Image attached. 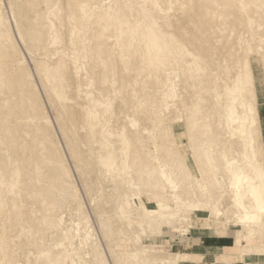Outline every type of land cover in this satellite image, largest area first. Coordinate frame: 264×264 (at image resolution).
Masks as SVG:
<instances>
[{"label": "bare ground", "instance_id": "6f19581e", "mask_svg": "<svg viewBox=\"0 0 264 264\" xmlns=\"http://www.w3.org/2000/svg\"><path fill=\"white\" fill-rule=\"evenodd\" d=\"M180 1L186 4L185 10L177 14L176 20H163L166 33L168 34H166V39H173L174 41L183 39L187 49L199 55L198 61L204 67V74L200 76L193 63L188 66L191 60L189 56L181 53L177 54L178 51L170 46V48L168 47V55H175V61L172 62L170 58H166L165 66L158 69L156 74L166 79V71H177L181 79L178 83L181 89L179 95L169 87L170 84L162 79L159 83V86H162L160 94L148 97L144 105L139 104L140 107L136 108L137 100H139L142 93L139 90V86L133 82V74L127 75L129 76L128 82L130 85L128 84L126 89H123L120 83L114 85V88L120 92L118 98L123 100L124 104L122 107L123 113L118 118L117 123L118 137L124 143L121 154H127L124 164L126 167L127 163H131L134 166L135 163L141 162L144 165L143 170L139 168L134 170L136 173L134 179L138 183H142V180H144L143 189L149 192L153 200H159L166 204L172 198L177 199L176 193H179V196L183 197V201L190 200L192 202L195 194L202 202L211 203V201L215 202L218 200L220 203L218 214L230 215V218L224 216L230 221L245 224L251 216H254L256 211H259V219L262 221L261 226L264 228V141L256 110V97L250 91L251 86L250 84L248 85L245 73L241 71L242 59L248 53L242 55L244 49H249L252 53L258 55L257 57L264 55V3L258 0ZM11 2L15 4L17 9L22 10L23 4L21 0H11ZM80 2L83 4L82 0ZM81 3L80 5L78 4V8L76 7L77 5L75 6V9H78L76 11L77 14L81 13L80 19L85 16ZM241 4L248 5V9L244 11L240 8ZM247 22L248 25H246ZM228 24L231 25V28L226 29V31L223 30ZM251 32H253V35H259L260 38L252 37L253 35H250ZM241 33L246 34L247 37L244 39L241 37ZM139 48H141V45L138 41L132 43V49L138 50ZM260 62L264 65V59ZM107 63L110 65V62ZM131 64L132 66L135 64L140 65L138 56L133 57ZM171 66H174V69ZM106 72L107 70L104 68H99L97 71L99 87H104L105 81L102 79L105 77ZM61 73L65 77L68 76L65 71H61ZM9 75L14 78L12 79V84L14 89L19 91L17 98L22 102L24 110L15 108L14 111L10 104H4L1 99V111L4 115L10 117L8 120L0 122V128L3 127L6 130L3 136V143L16 156L20 165L21 175L19 178L20 185L16 193H9L3 183L4 179H6L4 176L7 175L8 169L12 168V166L6 163L7 155L1 151V147L0 228L5 227L6 223L9 226V221L15 218V224L12 225L13 231L10 229L12 233L9 232V236L19 237L20 240L17 239L15 244L8 241L11 249L9 248L10 250L8 254H5L4 259H2L3 255L0 253V263L9 264L7 260L10 261L19 246H23L20 248L22 250L19 253L21 257L19 258V263L21 264H41L44 258L52 260L54 264H107L106 258H104L97 246L92 227L87 226L85 231H81V227L85 228V211L73 195L71 183H69L62 171V157L56 148V140L49 125L41 123L40 129L36 130L34 123L21 122L11 118L14 114L23 115L25 112L31 115H39V117L45 115L41 111L42 103L40 99L35 94L33 96L29 89L26 91L30 93L31 102H27L25 94L20 88L24 83H27L23 74L20 71H16V73H9ZM143 75L145 74L142 73ZM109 77V82H111L113 75L109 74ZM123 77L126 76L123 75ZM212 78H215V80ZM0 85H5V80L0 82ZM68 96L75 98L72 92H68ZM83 107L75 101L66 104L63 112H66L71 125L75 128V132L78 133L79 137L77 136L78 138H76L79 143H83V146L87 148V152L79 154L81 156L78 157L86 160L85 166L88 164L87 170L90 167V171L86 170L87 174L84 173L90 180H93L94 174L102 171L106 180L110 184H115L114 178L112 180L113 176H110L108 170L100 167L101 164L107 163L109 158L103 156L100 148L90 144L85 137L86 130L83 121L85 120L84 113L86 111ZM136 109H138V112ZM193 115L199 119L196 129L190 128V118ZM157 116L162 119L160 120V125L157 121H153ZM152 118L153 120H151ZM147 119H150V122L153 121L155 127L157 124L159 127H157V136L162 145V148L160 147L162 156L159 157H164L163 153H165V150L171 151L170 156L165 157L163 160L159 159L162 160V164L167 171L165 177L160 175L159 166L155 165L144 152L146 151L153 155L151 147L149 148L146 143L148 133L151 134L153 131V127ZM182 122L185 124L186 131H184L188 138L190 149V154L188 155L182 154L178 148H173L172 146L175 139L174 129ZM35 124L38 125L39 122ZM29 125L31 127L27 128ZM139 125L141 127L136 129L135 127ZM13 130L17 131L14 132ZM22 131H27L30 135L27 140L34 147L32 151L34 159H30L27 156L28 150L21 142L23 137L26 138ZM70 134L72 135V133ZM31 138L42 140L45 146V158H48L51 163H46L44 158H41V149L34 141H31ZM246 139L247 145L244 143ZM19 142H21V145L17 146ZM68 145L73 148L72 151L80 152L74 143ZM245 146L251 152L249 158L245 154ZM83 155H86V157L84 158ZM8 157L9 155L7 159ZM241 157L245 159L244 165L240 163ZM35 159H39V161L37 160L39 165L48 171L46 174L52 183L45 187H37L42 194H46L48 203L45 206L39 203L40 197L33 195L36 188L27 180V177L33 175L31 168H34ZM77 160H75V163L83 170L84 166L82 167L80 163L78 164ZM25 165L29 167L27 168ZM94 165L96 169L93 168ZM154 167L157 170H152ZM145 173L149 176L142 178ZM168 183H173V186L168 185ZM50 185L58 186L60 192L59 190L58 193L54 192ZM113 186L115 187V185ZM89 187L86 184L85 190L90 195L89 203L104 235V243L106 245L113 244L115 237L118 240L124 237L127 242L131 241L136 245L141 231L132 223V221L136 220L138 214L135 212L137 207L133 204L131 195H127L130 205L123 209L122 196L118 195L119 191L113 188L112 192L109 193V198L104 202L108 207V211H105H110L112 215L120 218V222L113 223L107 218L109 215L106 212L104 215L100 214V210L96 208L98 207L96 206L98 197L102 193L101 189L96 184L97 189H93L91 192L92 189L90 190ZM163 188L166 189V196ZM222 191L225 194L222 195ZM58 194H61L68 204H66L64 199H60ZM168 194L170 195L169 197ZM179 196L178 198H180ZM49 202L52 203L53 207ZM142 205L146 208L143 203ZM30 206L38 207V210H34L39 216H42L44 211H46L45 214L49 220L42 225L43 229L45 230L49 227L53 229L48 233L51 238L54 233L57 235L59 231L60 233L62 232L66 244L59 239H54L52 242L48 239L44 242H37V235H35L33 230L28 232L30 234L25 239L20 238L23 236L20 231V226L23 225L20 215ZM67 209L71 217H67ZM226 209L227 211H225ZM165 221L166 219L159 214L148 215L145 223L150 226L149 235L154 232L158 233L155 230ZM122 222L124 226H122ZM173 222L174 226H178L182 230L180 231L181 233L191 226L187 214L181 212L177 214ZM127 232H132L133 237H127ZM3 236L4 231L2 232L0 229V240ZM47 237L50 238V236ZM185 240L186 244H189L188 241L190 239L186 238ZM48 242L49 244L46 245ZM136 247V250L114 249V252L110 253L114 264H126V261L131 264H138L139 262L146 264H175V258H178L176 253L151 252L148 248L141 249L137 245ZM35 248L48 250L47 256L38 254Z\"/></svg>", "mask_w": 264, "mask_h": 264}, {"label": "rangeland", "instance_id": "374dc122", "mask_svg": "<svg viewBox=\"0 0 264 264\" xmlns=\"http://www.w3.org/2000/svg\"><path fill=\"white\" fill-rule=\"evenodd\" d=\"M80 1L21 0L23 8L21 7L22 10H19L11 0H0V82H4L5 80V85H0V104L2 99L4 101L3 103L10 104L14 108V111L15 108L24 110L22 102L17 98L19 91L15 90L12 84V79L14 78L9 75V73L13 74L16 71H20L27 80V83H24L20 87L25 94L27 102H31L30 93L26 91L29 89L32 95L35 94L40 99L42 103L41 111L45 116L39 117V115H31L25 112L23 115L14 114L11 118L21 122L34 123L36 130L40 129L41 123H47L49 125L56 140V148L62 157V171L69 180V183H71L73 195L85 211V221L83 220L85 228L81 227V231H85L87 226L92 227L94 237L98 244L97 246L104 258H106L107 264H114L113 258L110 255V253L114 252V249L124 251L136 250V245L141 249L148 248L151 252L176 253L178 258H175V264H180V262L188 258L187 255H190L193 250H197V244H200L198 238L214 236V233L228 237L230 239V245H234V236L242 237L244 239L242 242V249L244 247L243 253L248 254V256L254 254L255 261L259 264H264V228L261 226L262 221L259 219V211H256L254 216H251L248 222L244 224L230 221V219L224 217L228 216L230 218V215H219L220 203L218 200L215 202L211 201V203H207L206 201L202 202L194 194L195 197H193L192 202L190 200L183 201V197L179 196V193H176L177 199L172 198L166 204L159 200H153L149 192L143 189L142 184L144 180H142V183H138L134 179L136 175L134 170L136 168L143 170L144 165L141 162H138V164L135 163L134 166L131 163H127L126 167L124 164V161L127 159V154H121L124 143L118 137L117 132L118 118L123 113L122 107L124 104L122 102L123 100L118 98L120 92L114 88V85L120 83L123 89H126L129 84V76L127 75L133 74V82L139 86V90L142 93L139 100H137L138 104H136V108H139L141 104L144 105L148 97L160 94L159 92L162 86L160 87L159 83L163 78L158 76L156 72L165 66L164 62L166 58H170L172 62L175 61V55H168V47L170 48V46L178 51L177 54L181 53L189 56L191 60L188 66H191L193 63L199 75L202 76L204 74V67L198 61L199 55L192 50H188L183 39H176L175 41L173 39H166L168 34L166 33L163 20H176L177 14L185 10L186 4L180 0H82L83 4ZM258 1L264 3V0ZM80 3L85 13V16L81 19L79 18L81 13L77 14L76 11L78 9H75V6L77 5L76 7L78 8ZM59 5L61 6L59 7ZM240 8L246 11L248 5L241 4ZM246 25H248V22ZM230 28L231 25L228 24L223 30L226 31V29ZM250 35H253V32ZM241 37L245 39L247 35L241 33ZM252 37L260 38L257 34ZM137 41L140 43L141 48L134 50L132 49V43ZM246 53L247 55L242 59L241 71L245 73L248 79V85L250 84L251 86L250 91L256 97V110L264 141V65L260 62L264 59V55L257 57L258 55H255L247 48L243 50L242 55ZM134 56H138L140 59L139 66L138 64L132 66L131 62ZM107 62H110V65ZM99 68L107 70L105 77L102 79L105 81L104 87H99L97 83V71ZM171 68L174 69V66H171ZM61 71L66 72L68 75L66 76L67 78L62 75ZM142 73L145 75L142 76ZM109 74L113 75L111 82H109ZM166 74L167 77L163 80L170 84L169 87L179 95L181 89L178 83L181 79L178 72L166 71ZM172 74L174 75L172 76ZM123 75L126 77H123ZM212 79L215 80V78ZM68 92H72L75 98L68 96ZM75 101L84 106L83 108L86 111L84 113L85 120L83 121L86 130L85 137L89 140L90 144L100 148L103 156L109 158V161L103 165L101 164L100 167L108 170L110 176H113L112 180L114 178L115 184H112L115 187L106 180L103 176L105 174L102 171L94 174L93 180H90L86 176L88 164L85 166L86 160L78 157L81 156L79 154H85L87 148L81 142L80 145L77 139L79 137L78 133L75 132V128L71 125L66 112H63L66 104ZM136 110L138 112V109ZM9 117L8 115H4L0 108V122L8 120ZM151 120L147 119L149 122ZM160 120H162L161 117L158 118L157 116L153 121H157L160 125ZM198 120L195 115L190 118L191 129L197 128ZM153 121L150 122L153 131L151 134L148 133L146 140L149 148L151 147L150 149L153 155L143 151L151 158L155 165L159 166L160 175L165 177L167 171L162 164V160L170 156L171 151L165 150V153H163L164 157L160 158L162 156V149H160L162 145L157 136L159 127L158 124L155 127ZM37 122H39L38 125L35 124ZM28 127H31V125ZM140 127L139 125L135 128ZM182 130L186 131L184 122L175 127V139L172 146L173 148H178L182 154L188 155L190 154L188 138L185 131L183 132ZM5 131L3 127L0 128V148L2 147L1 151L4 154L9 155L8 159L6 156V163L12 166V168L9 166L7 175H3L6 177L3 185H5L9 193L15 194L20 185L19 178L21 170L16 156L3 143ZM13 131L16 132L17 130ZM22 133L26 138L23 137L21 142L28 150L27 156L32 159L34 147L27 140L30 138V135L27 131H22ZM31 141H34L40 147L41 158H44L46 163H51L48 158H45V146L42 140L31 138ZM21 142L17 146L21 145ZM70 143H74L80 152L72 151L73 148L68 145ZM244 143L247 145V139ZM245 154L247 158L251 156V152L248 151L246 146ZM83 157L85 158L86 155H83ZM76 159H78V164L80 163L82 167L84 166L83 170L75 163ZM35 160L34 168H31L33 175L27 177V180L36 188L35 194L33 193V195L40 197L39 203L45 206L48 203L46 194H42L41 190L37 189V187H45L52 183L46 174L48 171L39 165V159ZM240 163L244 165L245 159L243 157L240 158ZM25 167L28 168L29 166L25 165ZM95 167L94 165L93 168ZM89 168L87 171H90ZM152 170L155 171L157 169L154 167ZM148 176L145 173L142 175V178ZM211 179L209 178V180ZM97 181L99 182L97 183ZM86 184L90 186V190L92 189L91 192L93 189H97V187L101 189L102 193L98 197L96 205L98 207H95L103 215L108 211V207L104 202L109 198V193L112 192L111 190L113 188L119 191V196H122L123 209L130 205L127 195H131L133 204L138 208L135 210L138 214L137 218L132 223L141 231L136 245L131 241L127 242L124 237L119 238V240L115 237V240L112 242L113 244L106 245L104 243V235L100 230L96 215L89 203L90 195L85 190ZM168 185L173 186V183H168ZM1 186L2 183L0 182ZM50 186L54 192L58 193V186ZM163 192L166 196L165 188H163ZM221 193L222 195L225 194L223 191ZM58 196L60 199L66 201L61 194H58ZM49 203L52 206V203ZM66 204H68L67 201ZM34 209L38 210V207L30 206L20 215V219L23 222V225L20 226V231L23 236L20 238L25 239L30 234L28 232L33 230L35 235H37V242H44L47 239L50 242L54 239L65 242L60 231L57 235L54 233V236L51 238V235L48 233L53 229L49 227L44 230L42 226L49 220L45 214L46 211H44L42 216H39ZM179 212L187 214L191 224L182 233L180 232L182 230L178 226H174L173 222ZM66 213L68 215L67 217H69L70 213L68 209ZM106 213L109 215L107 218L111 222H120V218L112 215L110 211ZM150 214H159L166 219L155 230L158 233L154 232L151 235L148 232L150 226L145 223V219ZM175 214L176 216H174ZM14 220L9 221V226L6 223L4 225L5 227L0 228L2 232L4 231V236L0 240L2 259H4L5 254H8V251L11 249L8 241L15 244L17 239L20 240L19 237L14 238L13 236H9V232L12 233L13 231L12 225L15 224ZM122 226H124L123 222ZM204 229H208L209 232L204 231ZM211 229L218 231L211 233ZM222 230L226 231L221 232ZM46 235L50 236L51 239ZM126 236L133 237V234L132 232H127ZM44 237L47 238L45 239ZM186 238L190 239L188 241L189 244H186ZM202 241L205 245L210 244L209 240ZM48 244L49 242L46 245ZM21 247L23 246H19L10 261L7 260L9 264L19 263ZM35 251L38 254L47 256L48 250L35 248ZM2 263L4 262L0 264ZM47 263L54 264L48 258H44L41 264ZM126 264L131 263L126 261ZM138 264L146 263L139 262Z\"/></svg>", "mask_w": 264, "mask_h": 264}, {"label": "crops", "instance_id": "0c3cea01", "mask_svg": "<svg viewBox=\"0 0 264 264\" xmlns=\"http://www.w3.org/2000/svg\"><path fill=\"white\" fill-rule=\"evenodd\" d=\"M208 231V229H204ZM218 230L211 229L212 232ZM220 231V230H219ZM222 230L221 232H225ZM202 237V236H201ZM207 238V239H206ZM198 238L197 250H193L188 258L184 259L180 264H257L254 254L248 256L243 253L242 242L244 239L240 236H234V245H230L228 237L220 236L214 233V236ZM202 240H209L210 244H204ZM250 257V259H249ZM182 258V257H181ZM183 259V258H182ZM250 260V261H249ZM259 264V263H258Z\"/></svg>", "mask_w": 264, "mask_h": 264}]
</instances>
